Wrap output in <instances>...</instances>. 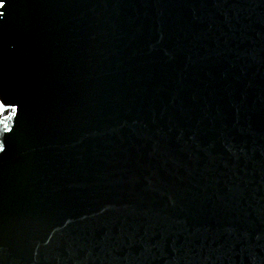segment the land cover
Instances as JSON below:
<instances>
[{
    "label": "water",
    "instance_id": "water-1",
    "mask_svg": "<svg viewBox=\"0 0 264 264\" xmlns=\"http://www.w3.org/2000/svg\"><path fill=\"white\" fill-rule=\"evenodd\" d=\"M0 264H264V0H0Z\"/></svg>",
    "mask_w": 264,
    "mask_h": 264
}]
</instances>
